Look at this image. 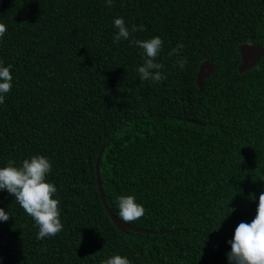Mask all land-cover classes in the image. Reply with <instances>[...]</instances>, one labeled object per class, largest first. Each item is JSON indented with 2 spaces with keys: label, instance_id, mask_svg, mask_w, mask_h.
Wrapping results in <instances>:
<instances>
[{
  "label": "trees",
  "instance_id": "trees-1",
  "mask_svg": "<svg viewBox=\"0 0 264 264\" xmlns=\"http://www.w3.org/2000/svg\"><path fill=\"white\" fill-rule=\"evenodd\" d=\"M122 17L136 39L159 36L166 79L141 82L143 50L113 42ZM0 167L33 155L52 165L63 225L37 240L35 221L6 189L0 264H229V240L264 192V55L240 72L238 46L264 47V0H0ZM183 44L179 56L169 51ZM186 58L183 69L176 63ZM215 68L203 91L197 73ZM118 197L145 214L121 230Z\"/></svg>",
  "mask_w": 264,
  "mask_h": 264
},
{
  "label": "clouds",
  "instance_id": "clouds-1",
  "mask_svg": "<svg viewBox=\"0 0 264 264\" xmlns=\"http://www.w3.org/2000/svg\"><path fill=\"white\" fill-rule=\"evenodd\" d=\"M113 0H106V5L111 7ZM114 27L118 30L113 37V42L121 39L129 40L143 50L142 64L137 72L141 82L151 80L160 82L166 77L160 71L164 65L156 62V57L163 47V41L159 36L150 39H136L132 36L137 31H143V24L132 25L131 29L126 25L122 17L114 18ZM7 29L0 23V38H3ZM183 48L178 43L169 51L170 56H179ZM181 69L187 64L186 58H179L176 62ZM11 65L0 66V104L4 103L5 94L12 88ZM52 165L49 159L43 155H33L30 159H24L20 167L15 166V161H8L7 166L0 167V189H6L14 195L16 201L24 211L33 218L39 231L36 239L54 237L63 229L60 220L59 200L53 198L57 192L54 184L46 181L47 174ZM118 199L119 218L125 222H133L145 214L143 205L136 202L133 195L120 196ZM10 215L0 208V221H8ZM231 251L227 253L229 264H264V192L259 194L256 215L249 222H240L234 231L233 239L229 240ZM2 259V257H0ZM100 264H130V261L115 255Z\"/></svg>",
  "mask_w": 264,
  "mask_h": 264
},
{
  "label": "water",
  "instance_id": "water-1",
  "mask_svg": "<svg viewBox=\"0 0 264 264\" xmlns=\"http://www.w3.org/2000/svg\"><path fill=\"white\" fill-rule=\"evenodd\" d=\"M238 50L241 55V61L238 67L240 72H244L245 70L254 67L259 62L261 57L264 55V47L260 46L259 44L251 43V42L250 43L245 42V43L239 44ZM214 70L215 68L213 67V65L210 63L208 59H205L200 65V68L197 73V84L201 91H203L205 88L206 78L210 76L214 72ZM105 146L106 144H104L101 147L99 154H98L97 162H96L97 183H98V187H99L100 194L103 199L104 205L107 211L109 212L112 220L123 231H127L131 229L134 231H142V232H156L153 230L136 227L129 223H125L116 214H114L113 211L110 209L106 196L104 194L103 182H102L101 173H100V162L102 159L103 152L105 150Z\"/></svg>",
  "mask_w": 264,
  "mask_h": 264
}]
</instances>
